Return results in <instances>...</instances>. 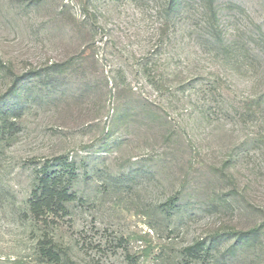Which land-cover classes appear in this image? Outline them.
I'll use <instances>...</instances> for the list:
<instances>
[{
    "label": "rangeland",
    "instance_id": "obj_1",
    "mask_svg": "<svg viewBox=\"0 0 264 264\" xmlns=\"http://www.w3.org/2000/svg\"><path fill=\"white\" fill-rule=\"evenodd\" d=\"M0 264H264V0H0Z\"/></svg>",
    "mask_w": 264,
    "mask_h": 264
},
{
    "label": "trees",
    "instance_id": "obj_2",
    "mask_svg": "<svg viewBox=\"0 0 264 264\" xmlns=\"http://www.w3.org/2000/svg\"><path fill=\"white\" fill-rule=\"evenodd\" d=\"M52 176V177H51ZM49 176V180H51L52 182H58L61 181L62 177H60V175H58L57 173H54L53 175ZM48 190V188H45V193H43V197L42 198H37L35 200L34 203V208H35V212L36 211H40V213H44L43 209H41L42 206H45L47 204V202L45 203V201H47L49 198V193H46ZM54 190V189H53ZM52 192V191H51ZM55 195L58 196V198L62 197L65 193L64 190L62 191H55ZM62 199V198H61ZM50 200H54V198H51ZM39 213V214H40ZM55 247L51 248V247H43V250L45 251V254L49 257L50 260H54V261H61V257L57 254V252L54 250ZM196 246L193 248H190L187 250L188 253H193V252H198L196 251Z\"/></svg>",
    "mask_w": 264,
    "mask_h": 264
}]
</instances>
